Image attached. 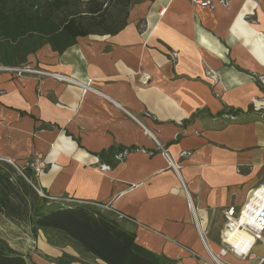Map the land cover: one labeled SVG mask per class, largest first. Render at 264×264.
Listing matches in <instances>:
<instances>
[{
	"label": "crops",
	"instance_id": "0c3cea01",
	"mask_svg": "<svg viewBox=\"0 0 264 264\" xmlns=\"http://www.w3.org/2000/svg\"><path fill=\"white\" fill-rule=\"evenodd\" d=\"M214 1L142 0L114 35L30 54L21 66L39 72L0 69V159L24 168L38 154L49 197L108 205L172 264H215L223 210L264 184V0ZM39 238L49 257H80ZM252 253L223 259L264 264V242Z\"/></svg>",
	"mask_w": 264,
	"mask_h": 264
},
{
	"label": "trees",
	"instance_id": "16d2710c",
	"mask_svg": "<svg viewBox=\"0 0 264 264\" xmlns=\"http://www.w3.org/2000/svg\"><path fill=\"white\" fill-rule=\"evenodd\" d=\"M142 0H0V65L19 67L30 54L49 44L63 52L79 37L114 35L127 25L130 9ZM121 149L101 154L114 164ZM30 166L18 168L0 159V214L43 231L57 247L72 246L56 264H87L84 255L107 264H172L164 256L139 245L136 233L121 222L119 213L91 202L64 201L41 196ZM0 264H29L27 257L0 237Z\"/></svg>",
	"mask_w": 264,
	"mask_h": 264
},
{
	"label": "built area",
	"instance_id": "2783aa9c",
	"mask_svg": "<svg viewBox=\"0 0 264 264\" xmlns=\"http://www.w3.org/2000/svg\"><path fill=\"white\" fill-rule=\"evenodd\" d=\"M193 3L199 4L204 8H213L216 4L214 0H191ZM222 3L225 0L221 1ZM177 52L173 53L174 59H177ZM3 69L14 70L19 72H39L30 67H3ZM56 75V74H55ZM209 77L216 82L218 80L216 74L208 72ZM59 78L68 79L66 77L56 75ZM143 82L149 80V75L143 73L141 76ZM259 82L264 86V75L258 76ZM90 88V86H87ZM262 105H264V96L261 98ZM124 152L116 155L117 159L123 156ZM168 156V153H166ZM29 166L33 169L36 176L40 175L46 168V161L38 154L30 162ZM111 165L101 164L102 170H109ZM41 196H45L42 190H38ZM50 199H57L49 197ZM71 201V200H68ZM103 208L110 209L108 205H101ZM225 217L224 228L222 231V241L225 246L220 250L219 254L212 255L215 264H228L224 261V257L233 251L242 258H253L252 249L259 241L264 242V184H260L251 188L247 194L245 202L237 208L231 205L223 210ZM119 217H124L119 214ZM264 260H261V263Z\"/></svg>",
	"mask_w": 264,
	"mask_h": 264
},
{
	"label": "rangeland",
	"instance_id": "374dc122",
	"mask_svg": "<svg viewBox=\"0 0 264 264\" xmlns=\"http://www.w3.org/2000/svg\"><path fill=\"white\" fill-rule=\"evenodd\" d=\"M3 67L6 66L0 65V69ZM39 233L35 236L28 226L15 223L11 219L0 214V237L17 248V250L23 252L29 264H44L43 260L47 262L52 260L54 262V257H49L44 250V248L49 249V246L44 242H41V244L39 243ZM83 258L88 262L87 264H99L96 258L90 255H84Z\"/></svg>",
	"mask_w": 264,
	"mask_h": 264
}]
</instances>
